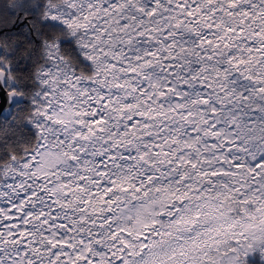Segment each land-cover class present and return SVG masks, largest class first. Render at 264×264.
Masks as SVG:
<instances>
[{"label": "snow or ice", "instance_id": "snow-or-ice-1", "mask_svg": "<svg viewBox=\"0 0 264 264\" xmlns=\"http://www.w3.org/2000/svg\"><path fill=\"white\" fill-rule=\"evenodd\" d=\"M264 261V0H0V264Z\"/></svg>", "mask_w": 264, "mask_h": 264}, {"label": "trees", "instance_id": "trees-1", "mask_svg": "<svg viewBox=\"0 0 264 264\" xmlns=\"http://www.w3.org/2000/svg\"><path fill=\"white\" fill-rule=\"evenodd\" d=\"M252 264H264V261L261 260L258 254H254L253 256L249 257Z\"/></svg>", "mask_w": 264, "mask_h": 264}, {"label": "rangeland", "instance_id": "rangeland-1", "mask_svg": "<svg viewBox=\"0 0 264 264\" xmlns=\"http://www.w3.org/2000/svg\"><path fill=\"white\" fill-rule=\"evenodd\" d=\"M253 256V255H252Z\"/></svg>", "mask_w": 264, "mask_h": 264}]
</instances>
